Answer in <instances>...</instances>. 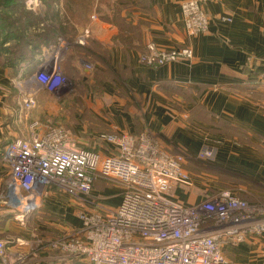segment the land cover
I'll use <instances>...</instances> for the list:
<instances>
[{
    "label": "crops",
    "instance_id": "crops-1",
    "mask_svg": "<svg viewBox=\"0 0 264 264\" xmlns=\"http://www.w3.org/2000/svg\"><path fill=\"white\" fill-rule=\"evenodd\" d=\"M182 1L89 0L86 10L77 7L86 0L54 2L55 14L89 16L84 23L70 20L75 36L87 32L90 40L86 46L72 44L64 65L82 89L59 97L41 92L36 108L24 117L22 94L5 91L12 82L0 69V151L32 121H39L43 132L46 118L101 156L115 152L101 133L149 130L166 151L188 156L184 168L191 185L171 183L168 190L177 201L190 205L226 189L264 205V0H202L208 26L196 36L185 32ZM149 41L165 49L188 45L193 55L148 66L139 57ZM31 78L28 85L35 88ZM205 148H212L213 158L200 159ZM8 181L9 169L0 161V241L5 243L0 264H90L84 256L35 242L71 236L80 227L78 214L93 207L48 186L19 216L1 202ZM122 192L114 181L92 183L91 194L104 207H116ZM222 252L232 264L263 262L264 234L225 243Z\"/></svg>",
    "mask_w": 264,
    "mask_h": 264
},
{
    "label": "built area",
    "instance_id": "built-area-1",
    "mask_svg": "<svg viewBox=\"0 0 264 264\" xmlns=\"http://www.w3.org/2000/svg\"><path fill=\"white\" fill-rule=\"evenodd\" d=\"M201 2L183 0L180 4L188 36L207 30L208 17ZM25 4L35 10L40 0H25ZM87 36V32L77 35L71 44L57 38L54 44L40 47L33 79L41 90L57 97L67 90L70 82L60 71L62 57L69 45H84ZM192 55L188 45L165 49L149 41L139 60L157 67L190 60ZM83 66L92 68L87 63ZM35 105L32 91L23 98L22 108L28 113ZM37 126V122L30 124L28 135L15 137L4 147L2 158L9 169L5 204L22 216L48 186H53L93 207L78 214L80 227L74 234L41 243V247L67 256H84L90 264H232L223 255L225 243L236 245L247 236L264 234V205L250 203L230 190L190 205L171 197V183L191 185V175L184 168L188 156L166 151L149 130L137 135L101 133L100 139L115 150L101 156L78 145L60 124H47L43 132ZM213 156L212 148L199 155L203 160ZM96 179L122 186L116 207L102 206L91 194ZM4 255L5 243L0 241V256Z\"/></svg>",
    "mask_w": 264,
    "mask_h": 264
},
{
    "label": "trees",
    "instance_id": "trees-1",
    "mask_svg": "<svg viewBox=\"0 0 264 264\" xmlns=\"http://www.w3.org/2000/svg\"><path fill=\"white\" fill-rule=\"evenodd\" d=\"M57 1L58 0H50L51 3ZM21 3L22 0H0V67L11 69L8 70L9 75L14 77L22 76L23 74H32L35 67L34 64L38 61L36 55L37 52H40V46L44 43H48L49 40H55V35H49L46 37L43 28L36 26L37 17H39V15L35 12L31 10L22 11L17 17L12 16L14 9L21 8L19 7ZM9 10L10 12H8ZM2 11L6 12L3 13ZM73 16L74 15L68 16V18L72 19ZM51 17L53 19H58L59 16L58 14L52 13ZM68 22L70 23V20ZM68 22L65 21L66 24L64 25H67ZM17 25H19V27H16ZM59 29L64 30L62 27H59ZM75 35L76 33L70 37V40H73ZM89 40L90 34L88 35L84 46L87 45ZM65 62L64 59L63 64L61 63L62 68H64ZM9 63L11 64V66H9L10 68L7 65ZM69 78L72 77L70 76ZM65 129L67 128L65 127ZM11 140L4 142L0 151V161L3 160L2 156L5 145Z\"/></svg>",
    "mask_w": 264,
    "mask_h": 264
},
{
    "label": "rangeland",
    "instance_id": "rangeland-1",
    "mask_svg": "<svg viewBox=\"0 0 264 264\" xmlns=\"http://www.w3.org/2000/svg\"><path fill=\"white\" fill-rule=\"evenodd\" d=\"M48 0H40V4H39V7H38V9H36V11H34L36 14H38L39 15V17H37V24H36V26H40L41 28H43V31H44V34H45V36L46 37H48L49 35H55V40H49V42L48 43H44V45L45 44H54V42L57 40V38H63L64 40H68V42L71 44L72 43V41L70 40V37H72L74 34H75V31H73L74 29H73V26H71L70 24H69V20H71V21H76L77 23H84L85 22V19L86 18H89V16H85V14H83V15H81V14H78V15H76V16H73V18L72 19H69L68 18V16H65V15H58L59 17H58V19H53L52 17H51V15H52V13H53V9H51L52 7H53V3H51L50 2V0L47 2ZM88 2H89V0H86V2L85 3H81V5L80 6H77V7H81V8H84L85 10H86V8H88ZM50 6H51V8H50ZM19 7H21L20 9H14L13 10V17H17L22 11H28L29 9L27 8V6H26V4H25V0H22V3H21V5L19 6ZM21 10V11H20ZM47 10H48V13H47ZM32 11V10H31ZM3 13H5L6 11H2ZM8 12H10V10L8 11ZM47 14H48V16H47ZM39 18V19H38ZM65 21H67L68 22V24L67 25H64V24H66L65 23ZM31 26H34V25H31ZM16 27H19V25H17ZM59 27H62V28H64V30H60L59 29ZM42 31V32H43ZM88 37V36H87ZM53 38V37H52ZM70 46L71 45H69V47H68V49H67V51L70 49ZM41 47V46H40ZM40 51H41V48H40ZM67 51L64 53V55H63V57H62V60H61V63L63 64V61H64V59H65V57H66V53H67ZM40 53L41 52H37V55H36V58H40ZM37 59V60H38ZM87 64H91V66H93L92 65V63L91 62H86ZM39 64V60L37 61V63L36 64H34L35 65V67H34V70L32 71V74H30V75H22V76H18V77H14V76H10L9 75V72H8V70H11V69H7V68H3V67H0V69H3V70H5V72H6V75H7V77L11 80V84L10 85H6L5 86V91L7 92V93H12V94H19L20 96H21V94H22V96L20 97V105H21V108H22V102H23V98L24 97H26L27 96V94L28 93H30V92H32V91H35V94H36V105H35V107L32 109V110H34L35 108H36V106H37V99H38V97H39V94L41 93V92H44L45 90H41V88L38 86V84H35V88H31L29 85H28V81L29 80H32V78H31V76L33 77V72L35 71V69L37 68V65ZM8 65V67L9 66H11V64L9 63V64H7ZM10 68V67H9ZM60 71H61V74L63 75V76H65L66 78H67V80L70 82L69 83V85L68 86H66V88H65V92H63V94L61 95L60 94V96H64V95H68V94H72L73 92H75V91H78V90H81L82 89V84H80L78 81L77 82H75L74 81V78L72 79V78H69L70 76L65 72V70H64V68H62V65L60 64ZM26 74V73H25ZM66 75H68V76H66ZM21 82V83H19L18 84V82ZM35 81V80H34ZM14 86H16V87H14ZM1 88H3V87H1ZM21 90H19V89ZM69 88V89H68ZM4 89V88H3ZM19 90V91H18ZM30 90V92H28ZM45 92H47V91H45ZM49 93V92H48ZM24 95V96H23ZM55 96H57V95H55ZM31 110V111H32ZM21 111H22V113H23V115H24V117L25 116H27L29 113H26V112H24V110H23V108L21 109ZM46 117V116H45ZM46 121L48 122V123H46V124H52L53 122H51L50 120H49V118H46ZM53 121V120H52ZM34 122H39V121H37V120H35V121H32L30 124H32V123H34ZM40 123V122H39ZM30 124H29V126H30ZM29 126L27 127V129H28V133H29ZM26 127L24 128V127H22V135H20V136H18V137H22V136H24L25 135V131H26ZM64 127V126H63ZM40 128H38V126H37V130L39 131V132H41L40 130H39ZM64 129H65V127H64ZM67 132H69L67 129H65ZM18 133H19V131H18ZM28 133H27V135H28ZM70 133V132H69ZM112 133V132H111ZM1 163H3V165L5 164L4 162H3V160H1ZM5 166H6V164H5ZM6 167H8V166H6ZM5 194V193H4ZM4 194H3V197H4ZM1 202H3V204L5 205V206H7L8 208H10V206H8V204H5V200H3V199H1ZM14 213H16L15 211H14V209H12V208H10ZM17 211V210H16ZM16 216V215H15ZM17 217V216H16ZM36 239V238H35ZM54 239H56V238H53V239H47V240H44V238H41V237H39V238H37L36 240H37V242H35V244H36V246H38V247H40L41 248V243H45L46 241H47V243L49 242V241H51V240H54ZM3 242V241H2Z\"/></svg>",
    "mask_w": 264,
    "mask_h": 264
}]
</instances>
